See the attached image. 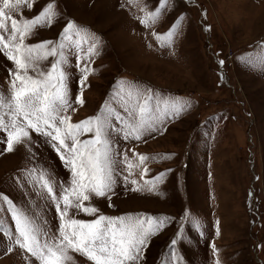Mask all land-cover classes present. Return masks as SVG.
<instances>
[{"label":"rangeland","instance_id":"rangeland-1","mask_svg":"<svg viewBox=\"0 0 264 264\" xmlns=\"http://www.w3.org/2000/svg\"><path fill=\"white\" fill-rule=\"evenodd\" d=\"M48 3L53 4V24L34 29L26 43L58 45L69 20L82 28L79 36L73 34L82 41L80 48L71 45V54L66 50L72 107L60 115L80 122L98 114L106 101H115L111 106L126 115L115 94L131 89L136 104L151 90L146 119L156 129L138 140L116 136L114 152L123 162L117 166L115 188L85 202L99 213L71 209L69 215L83 220L98 214L167 217L165 226L149 237L139 264H264V0H164L158 18L147 25L140 21L160 6L159 0H27L5 13L32 18ZM177 18L173 36L158 40ZM97 39L94 53L87 56ZM77 52L85 56L88 73L82 72L83 62L77 68ZM50 61H40L39 67L47 70ZM10 69L15 70L13 62L0 52V93L6 101ZM81 75L87 76L83 88ZM77 94H82V105L75 103ZM136 112L138 121V107ZM5 122L10 123L7 116ZM30 135L31 143L15 144L7 152V134L0 130V193L26 205L49 236H56L55 205L45 190L27 183L25 174L44 170L59 197L61 183L70 186V173L45 138ZM137 154L148 159L141 163ZM160 173L162 181L150 191L153 186L146 181ZM0 222L14 233L4 206ZM173 238L177 244L170 248ZM70 254V264H92ZM0 264L39 261L15 243L14 234L0 232Z\"/></svg>","mask_w":264,"mask_h":264},{"label":"snow or ice","instance_id":"snow-or-ice-1","mask_svg":"<svg viewBox=\"0 0 264 264\" xmlns=\"http://www.w3.org/2000/svg\"><path fill=\"white\" fill-rule=\"evenodd\" d=\"M26 2L27 0H3V6L0 7V52L13 62L15 69L9 70L12 77L10 99L6 101L0 93V130L7 134L5 151L12 152L15 144L24 141L31 143L30 133L45 138V143L57 153L62 165L69 171L70 186L61 183L60 195L57 197L44 170L37 172L33 168L30 173L25 174V178L29 185L37 190H45L51 198L59 221L58 235L50 237L44 225L37 222L26 205H19L3 193H0V206L6 207V215L10 217L14 233L7 231L2 222L0 232L8 236L14 234L15 243L21 249H26L39 264H70L74 258L70 253L82 255L92 264H139L144 258L143 250L149 244V237L156 235L165 226L167 217L155 219L143 214L119 217L98 214L94 219L83 220L70 216L69 212L76 209L89 215L99 213L97 207L86 206L85 202L90 201L92 196L103 198L115 188L117 166L123 162L116 159L117 154L114 152L116 136L122 135L125 140L130 137L138 140L149 129L156 130L152 127L153 122L146 119V114L150 111L151 90L147 97L136 104L131 103L134 94L131 89L127 94H124L123 89L117 92L115 99L120 101L119 107L126 115L111 106L115 101H106L98 114L80 122L73 123L70 116L60 115L72 107L68 98L69 74L65 71L66 50L71 54V45L80 48L82 41L74 40L73 34L79 36L82 28L69 20L59 33L58 45L54 41L26 43V37L34 29L44 24L51 26L55 15L52 3L46 4L32 18L21 16L17 19L15 15L5 13V9L14 11ZM163 2L164 0H159L160 6L155 11L146 12L140 23L147 25L149 21L155 22ZM29 7L32 5L29 4ZM179 22L180 18H177L165 34L157 35V39H160V35L173 36ZM98 44L97 39V43L88 49L86 55L90 57ZM50 58L47 70L41 69L39 62L49 61ZM75 59L77 68L84 63L83 73L90 71L84 55L77 52ZM247 62L251 63L250 60ZM219 63L223 65L224 62ZM86 79V75H81L78 81L81 88ZM135 95L140 96L139 90ZM83 102L82 94H77L75 103L82 105ZM137 107L138 121L135 119ZM164 107L168 108L166 101ZM6 116L10 123L5 122ZM84 136L89 138L82 139ZM137 155L141 163L148 159L145 155ZM128 167L131 168V164ZM162 178L163 173H160L153 180H147L146 183L153 186L149 190H156L155 185ZM123 179L127 183V177ZM132 183L135 184L136 181ZM176 244L177 239L173 238L170 248H174ZM212 247L215 251L214 246ZM8 251L12 249L9 248ZM167 264H171V261Z\"/></svg>","mask_w":264,"mask_h":264}]
</instances>
